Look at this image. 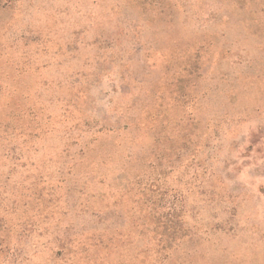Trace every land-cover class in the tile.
Listing matches in <instances>:
<instances>
[{
	"label": "rangeland",
	"instance_id": "1",
	"mask_svg": "<svg viewBox=\"0 0 264 264\" xmlns=\"http://www.w3.org/2000/svg\"><path fill=\"white\" fill-rule=\"evenodd\" d=\"M0 264H264V0H0Z\"/></svg>",
	"mask_w": 264,
	"mask_h": 264
}]
</instances>
